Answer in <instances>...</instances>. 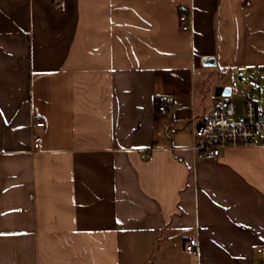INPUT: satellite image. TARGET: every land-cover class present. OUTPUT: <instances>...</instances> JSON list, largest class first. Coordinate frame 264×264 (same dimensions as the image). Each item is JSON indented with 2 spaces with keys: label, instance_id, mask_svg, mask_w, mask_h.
<instances>
[{
  "label": "crops",
  "instance_id": "crops-1",
  "mask_svg": "<svg viewBox=\"0 0 264 264\" xmlns=\"http://www.w3.org/2000/svg\"><path fill=\"white\" fill-rule=\"evenodd\" d=\"M237 76L264 117V0H0V264H259L264 132L189 149Z\"/></svg>",
  "mask_w": 264,
  "mask_h": 264
},
{
  "label": "built area",
  "instance_id": "built-area-1",
  "mask_svg": "<svg viewBox=\"0 0 264 264\" xmlns=\"http://www.w3.org/2000/svg\"><path fill=\"white\" fill-rule=\"evenodd\" d=\"M55 2L59 7L61 0ZM185 19L184 15L180 17L181 21ZM171 106L169 98L155 100V111L158 114L166 113ZM44 126L42 117L34 118V127ZM263 132L264 117L258 112L253 94L246 97L242 116H238L231 94L219 95L214 98L207 116L193 126L189 149L196 157L216 159L228 147L257 145ZM40 145L41 137L35 135L32 140L33 149H38ZM197 247L198 242L194 237L184 243V251L190 255L197 253ZM258 253L259 264H264V246L259 248Z\"/></svg>",
  "mask_w": 264,
  "mask_h": 264
},
{
  "label": "rangeland",
  "instance_id": "rangeland-1",
  "mask_svg": "<svg viewBox=\"0 0 264 264\" xmlns=\"http://www.w3.org/2000/svg\"><path fill=\"white\" fill-rule=\"evenodd\" d=\"M243 76H245V75H243ZM232 80H233V83L235 84V86L233 87V92H232L231 96H232V100L235 104V108L238 112L240 109V104H241L243 98H245L246 94H248L247 92H249V91H248V88L246 87V78L240 79L237 76V80H235V78H233ZM257 92L259 94V91H257ZM258 94L254 96V98L257 101H259V97H261Z\"/></svg>",
  "mask_w": 264,
  "mask_h": 264
},
{
  "label": "water",
  "instance_id": "water-1",
  "mask_svg": "<svg viewBox=\"0 0 264 264\" xmlns=\"http://www.w3.org/2000/svg\"><path fill=\"white\" fill-rule=\"evenodd\" d=\"M214 64H215V61H214V58L213 57L206 58L203 61V65L205 67L214 66ZM230 94H231V89L229 87L218 86L214 90V95L215 96H219V95H230Z\"/></svg>",
  "mask_w": 264,
  "mask_h": 264
},
{
  "label": "snow or ice",
  "instance_id": "snow-or-ice-1",
  "mask_svg": "<svg viewBox=\"0 0 264 264\" xmlns=\"http://www.w3.org/2000/svg\"><path fill=\"white\" fill-rule=\"evenodd\" d=\"M117 223H120L119 221H117Z\"/></svg>",
  "mask_w": 264,
  "mask_h": 264
}]
</instances>
